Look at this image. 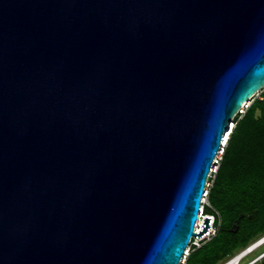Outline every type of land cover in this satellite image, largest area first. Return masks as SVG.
Wrapping results in <instances>:
<instances>
[{
	"label": "water",
	"instance_id": "water-1",
	"mask_svg": "<svg viewBox=\"0 0 264 264\" xmlns=\"http://www.w3.org/2000/svg\"><path fill=\"white\" fill-rule=\"evenodd\" d=\"M263 89L264 0H0V264H179Z\"/></svg>",
	"mask_w": 264,
	"mask_h": 264
},
{
	"label": "trees",
	"instance_id": "trees-1",
	"mask_svg": "<svg viewBox=\"0 0 264 264\" xmlns=\"http://www.w3.org/2000/svg\"><path fill=\"white\" fill-rule=\"evenodd\" d=\"M245 113L232 121L233 128L223 149L208 205L203 213L214 218L215 234L199 248H192L186 264H218L264 236V92ZM234 118V119H235ZM244 213L236 233L230 228ZM256 264H264V257Z\"/></svg>",
	"mask_w": 264,
	"mask_h": 264
},
{
	"label": "built area",
	"instance_id": "built-area-1",
	"mask_svg": "<svg viewBox=\"0 0 264 264\" xmlns=\"http://www.w3.org/2000/svg\"><path fill=\"white\" fill-rule=\"evenodd\" d=\"M250 104L251 103L248 102L247 104L243 105V107L238 111L237 115L242 116L245 113L246 109L249 107ZM231 126H234V125L231 124ZM223 149L224 148L222 146V150H221V152H219V155H222ZM214 162H215V165H214L211 173H215L216 172V169H217L216 166L218 165L217 164L218 163L217 158L215 159ZM210 175H209V177H210ZM209 177H208V180H207V183H206L205 193H204V195H203V197L201 199V206H200L199 213H198V219H197V223H196L195 232H198L201 229V227L199 226V222L201 220L203 221L204 217L211 218L210 223H209L210 227L207 229V231H208L207 233H205L202 237L197 238L198 239L197 243H195L196 238H191L190 239L188 247H187V249L185 251V254L182 257V259L180 260L179 264H186L187 257L189 255V253L191 252L192 248H196L197 249V248L200 247V243L199 242L201 241V239L207 237L210 234H211V237H212L215 234L214 218L212 216H208V215H205L203 213V211H204L203 207L207 204V193H208L207 188L209 187ZM252 247L253 246L251 245V246L239 251L238 253L234 254L232 257H230L226 261H224L222 263L220 262L218 264H254L261 255L259 257L255 258V259H251V260L248 261L247 258L254 252V250L253 251L250 250Z\"/></svg>",
	"mask_w": 264,
	"mask_h": 264
},
{
	"label": "rangeland",
	"instance_id": "rangeland-1",
	"mask_svg": "<svg viewBox=\"0 0 264 264\" xmlns=\"http://www.w3.org/2000/svg\"><path fill=\"white\" fill-rule=\"evenodd\" d=\"M262 92H264V89H263L262 91H260L259 93H257V94L253 97V99H251L250 103H251L254 99H261V95H262L261 93H262ZM241 117H242V116H239V118H241ZM234 118H235V117H234ZM239 118H237V119H239ZM237 119H236V118L233 119L234 123H236V120H237ZM221 156H222V155H219V156H218V158H217V161H218V162L220 161ZM216 167H218V165H217ZM214 176H215V174H214V173H211V175H210V177H209V187L207 188L208 191H209L210 187L212 186ZM206 205H208V200H207V204H206ZM210 237H211V234L208 235L207 237L201 239V241L199 242V243H200V246L202 245V243H203L204 241H207ZM195 238H196L195 243H197V242H198V239H197V237H195ZM260 238H261V237H260ZM257 239H259V237H258V238L255 237V238L252 239L250 242L253 243V242H254L255 240H257ZM263 251H264V245H263V246L261 245V247L258 248L256 251H254V253H252V254L248 257L247 260H250V259L256 257L257 255H259V254L262 253ZM231 256H232V254H231ZM231 256L229 255V256L225 257V258H224L223 260H221L220 262L222 263V262L226 261V260L229 259ZM247 260H246V261H247ZM220 262H219V263H220Z\"/></svg>",
	"mask_w": 264,
	"mask_h": 264
},
{
	"label": "clouds",
	"instance_id": "clouds-1",
	"mask_svg": "<svg viewBox=\"0 0 264 264\" xmlns=\"http://www.w3.org/2000/svg\"><path fill=\"white\" fill-rule=\"evenodd\" d=\"M237 116V115H236ZM235 116V117H236ZM233 121V120H232ZM232 125H233V123H231ZM231 126V125H230ZM232 128H233V126H231V129H230V132H231V130H232ZM230 132L228 133V135L230 134ZM227 140H228V138L226 139V141H225V143L223 144V148H225L224 146H225V144L227 143ZM264 238V236H262L261 238H259V239H257V240H255L253 243H250L247 247H249V246H254L256 243H258V242H260L262 239ZM264 245V244H263ZM262 245V246H263ZM247 247H245V248H247ZM261 247V246H260ZM260 247H258V248H260ZM244 248V249H245ZM258 248H256L254 251H256ZM241 250H243V249H241ZM241 250H239V251H241ZM239 251H237L236 253H238ZM253 251V250H252ZM235 253V254H236ZM254 253V252H253ZM261 255V256H260ZM260 256V257H259ZM232 257V256H231ZM257 257H259L258 259H257V261L254 263V264H256L257 262H259L263 257H264V251L262 252V253H260L259 255H257L256 257H254V258H252V259H255V258H257ZM248 259V258H247ZM251 260V259H250ZM249 261V260H248Z\"/></svg>",
	"mask_w": 264,
	"mask_h": 264
},
{
	"label": "bare ground",
	"instance_id": "bare-ground-1",
	"mask_svg": "<svg viewBox=\"0 0 264 264\" xmlns=\"http://www.w3.org/2000/svg\"><path fill=\"white\" fill-rule=\"evenodd\" d=\"M226 137L224 138V139H227V138H229V135L227 136V134L225 135ZM225 141V140H224ZM227 144V143H226ZM226 144H225V146H226ZM224 146V147H225ZM218 158V157H217ZM199 226L200 227H202V220L199 222ZM198 229V228H197ZM264 244V238L260 241V242H258V243H256L250 250L252 251V250H255L256 248H258V247H260L261 245H263Z\"/></svg>",
	"mask_w": 264,
	"mask_h": 264
}]
</instances>
